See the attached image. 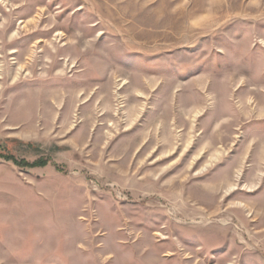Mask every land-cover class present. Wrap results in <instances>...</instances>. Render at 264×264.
Wrapping results in <instances>:
<instances>
[{"label": "rangeland", "instance_id": "374dc122", "mask_svg": "<svg viewBox=\"0 0 264 264\" xmlns=\"http://www.w3.org/2000/svg\"><path fill=\"white\" fill-rule=\"evenodd\" d=\"M0 153V264H264V0H0Z\"/></svg>", "mask_w": 264, "mask_h": 264}, {"label": "trees", "instance_id": "16d2710c", "mask_svg": "<svg viewBox=\"0 0 264 264\" xmlns=\"http://www.w3.org/2000/svg\"><path fill=\"white\" fill-rule=\"evenodd\" d=\"M1 153H0V157H1ZM9 160H14V162L18 165V166H21V167H31V168H36V167H45L48 165V162L47 161H44V160H40V161H37L35 163H28V162H18L16 161L15 159H11L9 158Z\"/></svg>", "mask_w": 264, "mask_h": 264}]
</instances>
